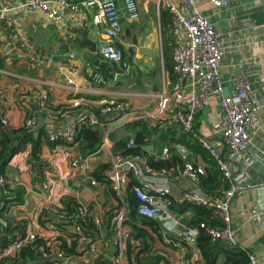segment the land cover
Segmentation results:
<instances>
[{
	"label": "crops",
	"instance_id": "crops-1",
	"mask_svg": "<svg viewBox=\"0 0 264 264\" xmlns=\"http://www.w3.org/2000/svg\"><path fill=\"white\" fill-rule=\"evenodd\" d=\"M137 2L139 17L135 20L124 17L122 30L113 40L115 45L123 49V58L116 62L109 61L107 65L103 64L106 60L102 58L100 50L108 39L103 26L95 24L92 20L93 13H90L86 25L78 27L69 18L58 23L39 11H16L14 17L18 26L17 37H23L38 46L39 52L34 56L22 49L16 40H9L4 26L0 24V82L7 91L11 104V109L5 110L0 99V118L7 125H23L27 113L38 107L41 93L50 96L51 108L55 114H60L62 107L71 104L75 98H81L87 104L73 107L72 111L60 115L57 119L45 114L39 115V124L33 131L42 138L40 157L37 160L31 159L32 144L29 143L10 161L5 171V184L9 186L5 195L10 204L5 208L0 207V220L4 217L9 225L22 231H35L52 239L57 237L59 240L71 242L67 234L73 232L71 226L59 228V232L53 234L54 236L46 230L47 220L43 216V207L47 201L52 206L61 207L62 197L74 196L80 204L89 208L92 215L102 218V228L97 229L95 237L102 239L100 246L103 252L112 250L114 230L106 222L117 211L120 201L112 193L107 182L97 179L99 186L95 187L88 181L92 171L99 164L107 163V170L109 169L107 155L97 150L83 156L81 162L87 169L76 176H69L71 158L77 153L82 155L78 143L51 142L48 139L52 131L70 126L79 121L83 114L96 113L98 108L111 101L123 99L130 102L127 111L109 115L101 125L95 126L101 130L102 140L107 136L113 152L114 134L124 131L128 123L147 120L157 129L144 146L148 156H158V145L165 147L172 144V155L206 168L209 166L208 159L199 152V148H190L186 143L176 141L183 139L184 131L181 126L172 124L169 120L173 111L171 104L162 115L142 117L157 111L160 94H172L175 73L171 70L173 55L169 46L172 44L169 43L171 15L168 9L156 0ZM201 3L203 13L222 31L225 49L220 73L225 86L224 92L229 93L234 89L233 77L244 70L248 73L256 72L251 75L254 86L262 89L264 95V0H229L227 6L220 8L212 6L207 0H201ZM72 53L76 54L73 61L78 70L72 76L73 82L69 83L70 74L63 64L70 60ZM87 62L105 75L104 83H98L86 76L84 69ZM108 66L113 68L114 77H111ZM21 99L25 101L24 105L20 103ZM220 118L219 97L214 96L199 110L195 127L196 138L198 139L199 134H210L212 124L217 125ZM261 123H264V116ZM130 134L133 132L130 131ZM236 165V172H247V185L250 188L233 200L232 226L239 237L240 246L254 252L264 261V242L261 241L264 235V215L259 226H256L249 216V210L253 206L257 205L264 210V188L255 186L263 181L264 176L257 161L253 168H246L240 161ZM191 186L192 182L187 178L174 179L171 205L173 211L180 212L177 200L180 194ZM17 188L23 190L22 195L17 196L14 191ZM1 196L0 193V201ZM12 196L15 198H10ZM184 213L186 221L195 214L192 208H187ZM0 231L3 238H8L9 233L1 225ZM148 233L153 243V254H166L167 264H181L180 259L187 264L195 263L193 258L184 256L183 251L162 247L154 231ZM173 233L177 235L178 230ZM196 255L201 256L199 253ZM183 256L186 259H183ZM95 260L88 254L83 258L81 255L71 256L70 262L95 264Z\"/></svg>",
	"mask_w": 264,
	"mask_h": 264
},
{
	"label": "built area",
	"instance_id": "built-area-1",
	"mask_svg": "<svg viewBox=\"0 0 264 264\" xmlns=\"http://www.w3.org/2000/svg\"><path fill=\"white\" fill-rule=\"evenodd\" d=\"M163 4L171 15L170 40L174 62L176 80L173 83L172 94L166 92L160 94L157 111L145 114L142 117H156L165 113L170 104L173 111L170 122L182 127L186 133H196V122L201 108L214 96L219 97L221 118L217 125L212 124L210 134L197 135L202 148L213 158L216 167L221 171L223 178L228 180L230 186L221 189L218 195H212L204 190L201 185L202 177L206 174L205 166L193 161L176 162L171 167L155 168L146 156L123 155L121 152H113L107 136L100 143L98 150L107 155L109 169L107 175L121 206L111 218L113 227L112 250L103 252L100 239H94L85 232L84 228L76 223L71 225L82 243L83 253L81 257L91 254L94 259L100 255L110 259L114 264H137L135 255L141 248V238H136L132 226L128 223V208L126 206V191L132 179L136 180L133 192L139 200L138 214L152 218L156 221L159 232L147 227V231L158 236L162 247H170L175 251L185 252L188 259L193 258L194 264H204L201 252L196 246V237L200 234V228H204L213 241L219 240L231 246L240 245L239 237L232 226L231 206L234 198L250 187L247 172H236L238 161L243 162L246 168H253V164L259 163L260 172L264 176V95L262 89L255 88L251 75L254 72L240 71L233 77L234 89L225 93L220 64L224 54L222 31L213 23L202 10L201 0H156ZM214 7L227 6L229 0H207ZM34 10L42 12L48 19L54 22H63L67 18L72 19L76 26L83 27L89 21L90 13H93L95 24L101 25L107 36L100 50L103 59L111 62L120 61L123 58V49L114 44L113 40L122 30L124 17L137 19L140 15L137 0H2L0 1V24H2L9 40H16L19 46L30 56L36 55L38 46L23 37H17V21L14 13L19 10ZM75 53L70 55V60L63 64L69 72L68 82H73V74L77 73L74 64ZM86 76L98 83H104L105 75L99 72L93 64H85ZM256 72L254 73V75ZM0 99L5 110L11 109L7 91L0 82ZM50 96L40 94L38 107L31 109L24 120L26 127L35 129L39 124V115L45 114L52 119L65 115L72 111L73 107H82L87 104L81 98H75L71 104H65L60 114H55L51 108ZM25 104L23 99L20 100ZM130 108L127 100H116L98 108L91 114H83L79 121L49 133L51 142H63L75 144L80 124L87 122L92 126L101 125L109 115L121 114ZM198 134V133H197ZM134 140H130L128 147L134 146ZM172 151L169 146L162 148L161 154L156 158L169 159ZM260 155H263L260 157ZM83 156L75 154L70 160L71 169L69 176H76L87 169L81 162ZM258 168V167H257ZM187 178L192 186L184 190L177 201L186 202L210 209L215 216L222 220V225H211L202 222L199 226H189L185 220L184 212L171 209L172 184L174 179ZM7 173L0 175V186L5 185ZM88 181L93 186H99L94 176H89ZM264 188V179L255 185ZM12 199L15 196L10 197ZM27 203V202H26ZM10 202L2 199L0 207L5 208ZM59 208L52 206L49 201L43 207V216L46 221V230L52 235L59 232L57 216ZM80 216L88 214L85 204H80ZM50 215L53 218L50 219ZM264 210L259 206H253L249 210L252 222L259 226L262 222ZM55 217V218H54ZM213 217V216H212ZM97 229L103 225L99 215H93ZM76 222V221H75ZM2 228L9 226L4 217L0 220ZM178 230L174 235L173 231ZM10 239L6 246L0 245V264H18L21 250L32 244L38 238L43 243L38 245L42 259L38 264H71V257L66 256L60 248L61 241L49 238L43 233L35 231H22L12 227L8 232ZM53 235V236H54ZM0 236L2 232L0 231ZM174 236V238L172 237ZM173 243V246L171 243ZM185 244V245H184ZM244 248V247H243ZM199 253L201 256H197ZM144 253H141L143 255ZM189 254V256H188ZM162 254L161 259L154 264H167L168 257ZM183 256V259H186ZM197 257V258H196ZM249 264H264L254 252L248 251ZM58 262L56 263L55 261ZM181 264H187L181 260ZM37 264V263H35Z\"/></svg>",
	"mask_w": 264,
	"mask_h": 264
},
{
	"label": "trees",
	"instance_id": "trees-1",
	"mask_svg": "<svg viewBox=\"0 0 264 264\" xmlns=\"http://www.w3.org/2000/svg\"><path fill=\"white\" fill-rule=\"evenodd\" d=\"M171 43V40H169ZM170 49L172 50V46ZM171 70L174 72V62L172 63ZM176 80V76L174 81ZM173 81V82H174ZM1 117V113H0ZM157 129L147 120H137L128 123L124 131L116 133L112 136L114 142L115 152H121L123 155H137L141 154L147 157L148 162L155 168L171 167L176 162H185L178 156L171 155L169 159L156 158L154 156H148L144 149V146L149 142L150 137ZM130 131L133 134H130ZM133 136V138H132ZM130 140H134L135 145L128 147ZM176 141H182L186 143L190 148L196 146L199 148V152L208 159L206 168V174L202 177L201 185L205 191L212 195H218L221 193V189L230 186L228 180L223 178L221 171L216 167L213 158L202 148L195 133L183 134V139H176ZM76 142L79 145V150L82 152V156L92 154L98 150L100 143L102 142V132L99 128L82 122L80 124ZM32 144L31 159L37 160L40 157L42 138L35 135L33 129L26 127L25 124L14 127L7 125L5 128H0V175L5 173L12 158L19 152L23 151L26 146ZM171 151L174 149L173 145H169ZM192 150V149H191ZM179 159V160H178ZM108 168L107 163L99 164L95 170L92 171V176L96 179L107 182L114 195L115 192L112 189L109 178L106 175ZM136 180L132 179L130 185L126 191V206L128 208V223L132 226L136 238H141V248L135 255V261L137 264H154L161 259L158 253L153 254V243L151 241V235L146 230L145 226H150L155 232H159L157 228V222L150 217L142 216L137 212V206L139 200L133 192V185L136 184ZM9 186L7 184L0 186L1 198L8 201L6 191ZM17 196L22 195V189L17 188ZM5 195V196H4ZM180 212H185L187 208H192L195 213L187 222L189 226H199L202 222H206L211 225H222L223 222L217 216L212 213L210 209L202 206L189 204L186 202H178ZM121 206L119 204L118 208ZM80 203L74 196L62 197V206L59 208V214L57 216V225L59 228H66L76 223L80 224L88 235H91L94 239L97 228L95 226L93 215L88 208V214L84 217L79 214ZM174 208H177L173 206ZM113 216V215H112ZM106 222L107 225H111V218ZM213 216V217H212ZM76 221V222H75ZM12 226L9 225L5 228L6 232L11 230ZM71 238V242L65 239L60 240V248L64 251L66 256H79L84 250L81 248V242L79 241L76 232L67 233ZM154 239V238H152ZM9 238H3L0 236V245L6 246L9 243ZM261 241L264 242V235L261 237ZM42 238H38L32 244L24 247L19 254V261H15L18 264H35L39 263L42 259L40 252L37 251V246L43 243ZM173 243L171 245L173 246ZM185 245V244H184ZM196 246L201 252L204 264H220V258H222L221 264H249L248 250L240 245L231 246L225 242L216 240L213 241L206 233L204 228H200V234L196 237ZM83 247V245H82ZM141 253H144L141 255ZM189 256V254H188ZM8 264H13L10 261ZM95 264H114L110 259L105 258L104 254L100 255L95 260Z\"/></svg>",
	"mask_w": 264,
	"mask_h": 264
},
{
	"label": "water",
	"instance_id": "water-1",
	"mask_svg": "<svg viewBox=\"0 0 264 264\" xmlns=\"http://www.w3.org/2000/svg\"><path fill=\"white\" fill-rule=\"evenodd\" d=\"M91 46H92V44H91ZM105 65H107V64H105ZM108 70L110 72L111 77H114L113 68L111 66H108ZM6 126H7V124L4 122V120L2 118H0V128H5ZM162 148H163L162 145H158V150H157L158 155L161 154Z\"/></svg>",
	"mask_w": 264,
	"mask_h": 264
},
{
	"label": "rangeland",
	"instance_id": "rangeland-1",
	"mask_svg": "<svg viewBox=\"0 0 264 264\" xmlns=\"http://www.w3.org/2000/svg\"><path fill=\"white\" fill-rule=\"evenodd\" d=\"M108 62H109V61L106 60L105 62H103V64H104V65H105V64H108ZM222 258H223V257L220 258V261H221V262H222Z\"/></svg>",
	"mask_w": 264,
	"mask_h": 264
}]
</instances>
